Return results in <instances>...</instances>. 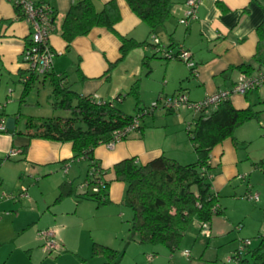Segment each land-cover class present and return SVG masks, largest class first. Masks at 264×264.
Segmentation results:
<instances>
[{
    "label": "crops",
    "instance_id": "1",
    "mask_svg": "<svg viewBox=\"0 0 264 264\" xmlns=\"http://www.w3.org/2000/svg\"><path fill=\"white\" fill-rule=\"evenodd\" d=\"M33 1L45 3L54 12V30L48 38L54 52L50 71L62 76L63 84L70 85L80 95L94 96L100 101H115L118 107L128 98L125 93L135 81L139 85L140 102L148 97L155 96L156 99L159 95L177 92H184L190 101H201L219 89H230L241 73L235 67L250 62L255 53L258 40L255 30L264 16V0H199L196 18L185 26L179 23V18L185 9L186 0H171L170 17L163 26L150 33L149 28L130 10L125 0H115L120 20L114 29L119 35L136 41H150L152 36H157L165 46L176 48L181 45L191 51L195 72L180 60L161 58L150 45L130 50L123 60L106 72L109 65L120 57V41L116 35L104 27H95L87 35L74 38L67 48L60 36V26L73 0ZM107 1L109 0H94L95 9L100 10ZM29 33L28 23L22 17L17 18L15 7L6 0H0V104L3 105L0 118H3L5 127L0 132V211H13L1 213L4 216H0V224H4V218L8 217L10 231L17 235L24 234L34 223V226H38L42 217L50 214V205L54 206L44 198L42 191L37 194L30 187L29 196L21 195L23 189L20 187H24L25 182L22 181L17 188L20 181L18 176L26 175L28 180L40 182L42 176L50 175L58 191V185L63 180H70L79 186L87 171V162L84 160L64 164L72 157L70 143L38 138L29 140L24 155L20 152L6 159L10 150H18L27 142L23 135L26 117L50 116L26 110L29 106L28 97L20 102L22 88L18 87V83L26 74L23 50L29 40ZM146 57L147 66H144L142 60ZM249 93L246 96L231 95V104L236 109L253 104V95L258 94L259 89ZM143 103L141 105L145 107ZM183 108L173 112L159 111L160 126L154 122L145 125L147 119L144 117L140 121L141 131L129 133L124 140L112 147L102 144L93 150L94 159L104 170L105 181L109 182L108 204L114 207L123 205L125 184L115 179L113 171V165L118 161L134 157L138 163L145 164L165 155L180 163V155L186 150L190 152V157L186 163L181 164L196 160L191 142L187 145L181 133V125L186 127L188 121L191 124L195 114ZM156 112L151 113L152 117ZM171 113L174 125H179L174 132L164 129L168 127L167 120L170 118L166 114ZM174 133L180 138L175 137L174 140ZM240 154L238 145H234L230 139H225L211 150L209 163L213 172L212 190L218 196L225 185H232V181L243 179L239 178L244 176L239 169L240 163L245 159ZM247 171L249 169L245 168V172ZM78 177L82 178L75 183ZM8 180H13L14 188L6 194L3 184ZM25 191L28 192L27 187ZM66 198L72 200L71 204H76V210L83 201L90 200L76 198L74 195L64 199L67 200ZM220 207L222 208L221 205ZM53 214L55 218L57 213Z\"/></svg>",
    "mask_w": 264,
    "mask_h": 264
},
{
    "label": "trees",
    "instance_id": "2",
    "mask_svg": "<svg viewBox=\"0 0 264 264\" xmlns=\"http://www.w3.org/2000/svg\"><path fill=\"white\" fill-rule=\"evenodd\" d=\"M125 1L130 10L149 28L150 33L163 26L170 17L171 0ZM15 10L17 18L22 17L19 7H15ZM53 15L52 10V20ZM119 20L120 12L115 0L105 2L100 10L95 9L94 0H73L61 23L60 36L69 48L74 38L87 35L92 28L104 27L112 32L120 41V57L109 65L106 71L109 72L130 50L149 45L154 47L151 40L136 41L119 35L114 29ZM255 31L258 40L251 61L235 67L248 75L264 69V16ZM29 44L30 38L26 46ZM142 64L147 66V57L142 60ZM39 76L30 74L26 81L21 80L23 87L20 102L25 101ZM42 77L50 87L48 102L51 108L65 110L67 115L26 117L23 135L27 142L20 147L21 154H25L29 140L33 138L70 143L72 157L63 163L86 161L87 171L79 187L85 181L89 184L99 183L98 192L89 193L88 190L81 189L82 192L77 193L72 181L63 180L58 185L55 202L74 195L93 200L98 206L108 204L109 182L105 181L104 170L94 159L93 150L110 142L114 131L125 129L134 119H138V127L129 133L141 131V119L151 114L154 109L150 105L140 106L138 81L125 93L135 100V115H129L123 112L115 101H100L93 96L80 95L72 90L70 85L63 84L62 76L50 70ZM115 100L118 102V97ZM144 111L146 112L143 113ZM258 114L252 104L243 109H236L228 98L209 112L201 111L195 115L192 126L187 128L196 157L194 162L181 164L175 159L161 155L145 164H140L134 157H130L113 165L115 179L125 184L122 202L131 210L130 229L133 234L139 236L140 243L161 244L173 250L179 245L192 219H197L199 226L201 223L209 226L214 215L222 214L219 196L212 190L210 152L225 139H230L237 145L234 136L236 128L247 121L257 119ZM8 158L9 154L6 156V159ZM93 252L103 253L107 257H112L114 253L111 248L96 243L93 244ZM231 260L236 264H264V235L259 236L258 244L254 248L250 249L249 244L242 243L241 248L232 253Z\"/></svg>",
    "mask_w": 264,
    "mask_h": 264
},
{
    "label": "rangeland",
    "instance_id": "3",
    "mask_svg": "<svg viewBox=\"0 0 264 264\" xmlns=\"http://www.w3.org/2000/svg\"><path fill=\"white\" fill-rule=\"evenodd\" d=\"M18 87H23L22 82L18 83ZM49 89L47 80L39 76L31 94L27 96L29 106L26 110H34L43 115L66 116L65 110L51 108L47 101ZM258 89L259 93L253 95L252 102L254 110L259 113L258 118L243 123L234 132L240 155L245 159L240 163L239 169L244 174V179L232 181V185H225L220 191L218 201L224 212L212 217L208 233L203 234L198 220L194 218L188 224L177 248L170 250L161 244H142L139 236L130 229L131 210L125 205L98 206L95 201L88 200L83 201L76 210V204L72 203V206L70 199L63 198L55 202L58 191L50 175L42 176L41 181L36 182L20 173L17 188L23 181L25 186L20 189L27 187L26 196H29L30 189L37 194L42 191L44 198L54 206L50 205V214L44 215L38 226H34V223L20 235L10 231L7 224L9 218H4V224H0V264H236L227 259L241 247L242 242L248 240L251 249L257 246L259 236L264 235V84ZM252 92L253 90L249 94ZM154 98L155 96L141 99L140 106L142 102L146 107L152 105L156 100ZM37 101L39 104H36ZM119 108L126 114L135 115V100L128 96ZM154 111H157L154 117L151 114L144 116L147 119L145 125L153 122L157 126L161 125L159 111L165 110L158 106ZM166 115L173 116L172 113ZM173 117L168 118V127L164 128L168 132H174L179 126L174 125ZM189 126H192L189 121L186 127L181 125V133L187 145L190 142L187 133ZM175 134L177 133H174V140L180 138ZM180 157V163H186L190 152L186 150ZM245 168L249 171L245 172ZM81 178H76L74 182L78 183ZM13 186V180H8L3 184V191L7 194ZM75 186L77 193L82 192L77 184ZM249 194H257L258 200L248 199ZM5 211L13 212L11 209H4L0 214ZM53 213H57L55 218ZM3 216L4 214L1 217ZM47 226L53 230L58 245L53 251L46 250L44 241L38 236V232L47 229ZM94 243L111 248L114 251L112 257L93 252ZM184 250L189 251V257L182 255ZM149 255H152L151 260L147 259Z\"/></svg>",
    "mask_w": 264,
    "mask_h": 264
},
{
    "label": "built area",
    "instance_id": "4",
    "mask_svg": "<svg viewBox=\"0 0 264 264\" xmlns=\"http://www.w3.org/2000/svg\"><path fill=\"white\" fill-rule=\"evenodd\" d=\"M14 7H19L22 18L28 23L30 27V44L23 50V64L25 66L26 74L21 78L26 81L30 74L44 75L52 67L54 52L51 49L48 38L54 30V23L52 18V8L45 3H36L33 0H6ZM199 0H186L184 2L185 9L182 16L179 18V23L188 25L190 21L196 18V11L199 6ZM151 43L154 45L155 52L162 56L165 60L177 59L184 62L194 73L195 64L191 58V51L181 45L176 48L170 45L165 46L160 43L157 36L151 37ZM264 84V69H261L253 74L240 73L230 89H219L214 93L207 95L201 101H190L184 92H177L172 95H160L156 98L154 103L150 105L151 108L156 109L160 106L164 110H178L182 107L192 111L195 115L201 111L209 112L213 107L220 102L227 100L233 94L244 95L245 93L259 88ZM94 97V96H93ZM97 99L96 97H94ZM3 105L0 104V112ZM144 111L143 113H145ZM3 118H0V132L5 130ZM264 125V124H263ZM138 127V119H134L132 124L123 130H116L113 132V138L110 142L105 144L107 147H112L115 143L122 140V138ZM21 152L18 150H10L9 155L13 156ZM92 171H90L91 173ZM244 178V176H239ZM97 184H89L85 181L80 185L83 190H88L89 193L98 192ZM21 195L26 196V191L23 189ZM248 199L252 201L258 200L257 194H249ZM203 234L208 233V225L206 223L200 224ZM38 236L44 241V248L48 251H53L58 248L54 239L52 229H45L38 232ZM244 245L249 244V241H243ZM241 248V247H240ZM182 255L189 257V251H182ZM148 260L152 259V255L147 257ZM231 261V257L227 259Z\"/></svg>",
    "mask_w": 264,
    "mask_h": 264
}]
</instances>
